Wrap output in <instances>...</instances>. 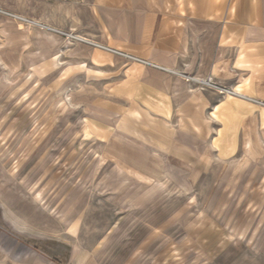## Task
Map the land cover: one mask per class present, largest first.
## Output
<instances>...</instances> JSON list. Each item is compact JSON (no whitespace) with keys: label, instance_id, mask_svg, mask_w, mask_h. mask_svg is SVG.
Wrapping results in <instances>:
<instances>
[{"label":"rangeland","instance_id":"1","mask_svg":"<svg viewBox=\"0 0 264 264\" xmlns=\"http://www.w3.org/2000/svg\"><path fill=\"white\" fill-rule=\"evenodd\" d=\"M99 1L0 0V264H264V32L200 76L102 41Z\"/></svg>","mask_w":264,"mask_h":264},{"label":"crops","instance_id":"2","mask_svg":"<svg viewBox=\"0 0 264 264\" xmlns=\"http://www.w3.org/2000/svg\"><path fill=\"white\" fill-rule=\"evenodd\" d=\"M207 1L213 0H101L94 4L90 19L100 39L111 46L160 65L187 64L188 70L197 75H215L223 67L226 72L231 68L232 63L227 61L240 36L248 44L254 34L264 32V0H239L246 3L245 9L227 11L207 8ZM142 71L137 72L135 81H142ZM149 71L150 90L164 91L162 94L172 100L173 106L179 97L181 101L190 100L193 86L186 81L154 69Z\"/></svg>","mask_w":264,"mask_h":264},{"label":"built area","instance_id":"3","mask_svg":"<svg viewBox=\"0 0 264 264\" xmlns=\"http://www.w3.org/2000/svg\"><path fill=\"white\" fill-rule=\"evenodd\" d=\"M113 51L117 52V53H120V51H117V50H114L112 49ZM133 58H136V57H133ZM138 59V58H137ZM208 83H211L212 82V78L209 77L208 79H206ZM205 83V81H203ZM223 91L225 92H228V93H232L233 94V91H230V90H226V89H222Z\"/></svg>","mask_w":264,"mask_h":264},{"label":"bare ground","instance_id":"4","mask_svg":"<svg viewBox=\"0 0 264 264\" xmlns=\"http://www.w3.org/2000/svg\"><path fill=\"white\" fill-rule=\"evenodd\" d=\"M54 31V30H53Z\"/></svg>","mask_w":264,"mask_h":264}]
</instances>
